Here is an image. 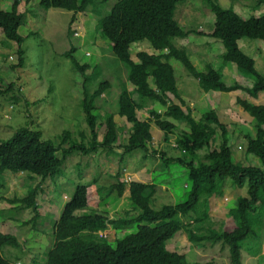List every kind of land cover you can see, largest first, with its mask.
<instances>
[{"label":"trees","instance_id":"obj_1","mask_svg":"<svg viewBox=\"0 0 264 264\" xmlns=\"http://www.w3.org/2000/svg\"><path fill=\"white\" fill-rule=\"evenodd\" d=\"M9 1L10 6L2 7L0 0V28L4 36L1 44L10 49L12 43L17 45L18 61L15 67L22 68L26 63L23 48L25 37L19 33V28L25 14L20 11L21 0ZM110 1L40 0L45 9L73 12L70 25L79 12L91 11L97 15L100 36L110 42L113 54L125 64L127 80L122 81L117 109L114 112L105 111L104 115H101L97 106L98 99L106 91L109 94L108 89L112 84L103 81L94 89L84 84L81 103L91 134L88 141L76 142L66 149L43 139L40 130L27 125L20 126L10 138L0 139V189L5 187L6 171L26 173L31 180H35V176L42 178L35 186L28 183L24 196L5 198L19 205L10 211L32 209L34 216L24 225L34 222L33 227L36 228L41 218L37 196L43 190L42 184L58 175L69 153L76 151L88 155L102 149L119 155L122 163L134 151L151 153L152 123L164 132V140L169 143L171 135L180 129L174 122L177 121L186 124L188 129L179 131L176 138V149L182 155L168 157L162 153L161 161L166 167L177 162L188 168L192 186L187 200L155 209L152 202L157 192L156 184L138 180L127 182L119 168L112 176L116 179L112 185H97L100 201L105 200L103 195L116 194L121 198L128 192L135 209L140 210V213L133 217L118 218H111L106 211L79 215L78 210L89 205V185L79 184L52 226L53 244L46 253V264H216L214 258L189 261L186 254L169 250L167 241L178 231H184L188 240L199 247L207 243L212 246L221 244L222 250H229L230 264H243L244 242L256 236L257 226L264 229V104L237 98V103L255 121V135H245L246 151L257 156L262 166L235 162L229 145L228 125L220 120L216 112L212 110L200 119H195L190 109H183L184 100L177 87L172 63L174 60L179 61L190 76L199 80L200 87L206 92L240 89L251 97H257L259 92L264 91V75L257 70L255 59L240 48L238 41L248 38L264 42V15L243 18L233 8L223 7L218 0H207L210 11L215 15L211 36L222 42L224 52L220 68L207 64L206 69L200 71L191 60L188 47L178 46L177 42L191 36L196 38L205 35L197 29L186 28L176 18L178 4L186 0H115L104 15V4ZM257 1L259 4L264 3V0ZM72 31L69 32L70 36L74 35ZM144 41L149 43L153 52L139 51L137 60L133 59L131 45ZM76 49L73 44L64 55L71 59L78 71L85 73L88 66L82 65L75 57ZM228 62H234L243 75L252 78L253 86L246 88L238 83L228 86L223 79V68ZM130 84L132 89L129 88ZM13 90L12 82L5 88L0 87V95ZM104 102L107 100L104 99ZM140 110H145L149 116L140 117ZM117 114L132 124L129 138L123 142L119 132L121 127L115 121ZM101 118L103 122L97 124ZM101 126L105 131L102 139H99ZM218 131L221 135L218 148L208 150L203 158L199 157L198 152L210 147ZM68 134L64 132L63 141H67ZM59 151H62V157L58 156ZM228 181L240 188L247 186V195L238 196L236 206L229 211V216L235 221L234 229L217 230L212 228L210 222L212 199L223 195ZM104 190H107L106 194ZM129 227H136V230L117 238L115 246L108 239V233L103 234L111 228L118 232ZM5 246L18 248L22 242L14 233L0 231V264H17L20 259L11 260L3 254Z\"/></svg>","mask_w":264,"mask_h":264},{"label":"rangeland","instance_id":"obj_2","mask_svg":"<svg viewBox=\"0 0 264 264\" xmlns=\"http://www.w3.org/2000/svg\"><path fill=\"white\" fill-rule=\"evenodd\" d=\"M21 1L20 11L25 16L19 33L25 37L23 48L26 52V63L24 67H15L18 61L17 45L12 43L11 49L3 47L1 41L4 36L0 29V87L5 88L10 83H14L13 91L0 95V139L10 138L20 126L27 125L32 129L40 130L43 139L51 140L56 145L60 144L68 149L76 142L88 141L91 138L81 103L84 84L94 89L98 87L99 83L109 81L112 84L108 89L109 94L106 91L98 99L97 106L101 115H104L105 111L114 112L117 109V98L121 91L122 81L127 80L126 66L113 54L110 42L100 36L97 27L99 17L91 11L77 13L74 22L70 25L73 12L53 8L45 9L40 4V0H30L29 3L26 0ZM218 1L225 8H233L243 18L264 15V3L259 4L257 0ZM114 2L115 0H111L106 5L104 4V15L109 12ZM7 6H10V1L2 0V7ZM176 16L186 28L201 30L205 34L196 38L191 36L178 40V46L188 47L189 53L195 55L191 58L196 63L199 64L202 61L204 64L205 61L203 70L209 61L215 68H220L224 50L217 56L216 49L218 50L219 47L216 45V40L210 37L213 32L215 15L210 11L207 0L180 2L176 9ZM69 25L70 30L74 31L72 36L69 35L70 30L68 32ZM261 43L264 44L260 39L243 38L240 48L247 55L256 58V68L264 75V49L263 46L260 47ZM73 44L77 47L74 53L75 57L82 65L88 66L85 73L78 71L71 59L64 55ZM211 49L213 58L206 61V56ZM139 51L153 52L146 41L131 45L133 59L137 60L136 54ZM172 64L177 75L180 70L185 69L177 60H174ZM232 66L236 68L238 81L247 85L254 84L252 78L245 75H243L244 77L239 76L240 73L237 71L235 63ZM129 88H133L131 84ZM248 96L250 95L248 94ZM226 97L230 96L224 94V98ZM104 99L107 102H104ZM158 108L163 110L162 107ZM202 111L204 109L201 108L195 115L197 119ZM245 112L238 104V107L230 112L233 113V116L228 117L227 113L223 115L221 111L223 119L221 121L229 125V133L233 134L230 139L234 148V161L245 165L262 166L259 158L247 153L244 147L245 134L255 135L254 126L250 124V116ZM138 114L144 118L149 116L145 110L138 111ZM226 117L230 119H226ZM115 121L121 127L119 130L121 142L126 141L129 138L132 124L118 114L115 116ZM102 122L101 118L97 124ZM174 122L180 129L171 135L169 143L164 140V132L152 123L151 153L134 151L128 154L122 163L119 155L102 149L88 155L76 151L69 153L58 175L48 178L42 184L43 190L37 196L41 218L37 221L36 228L33 227L34 222L24 225L34 216L32 209L11 212L12 208L19 205L9 202L5 198L13 199L24 196L27 192V184L35 186L42 178L35 176L36 179L31 180L26 173L13 174L6 171L8 172L5 175L6 187L0 189V231L19 235L22 246L18 248L5 246L2 249L3 254L11 260L18 258L23 263L30 264L34 260L35 264H46V253L53 244L52 226L59 211L63 210L65 202L72 196L75 187L79 184L89 185V205L85 209L78 210L77 214L79 215H93L99 211V213L106 211L111 218H118L133 217L140 213V210L135 209L128 192L121 198L116 194L103 195L105 200L100 201L97 193L98 186L109 187L112 185L116 181L112 176L117 173L119 168L122 169L123 178L127 182L142 180L145 183L153 181L156 184L157 192L152 202V207L155 209H160L165 204L185 202L192 186L188 168L177 162L166 167L161 161L162 153L168 157L182 155L176 149V138L179 136V131L188 129L186 124ZM104 131L105 128L101 126L99 139H102ZM64 132L69 133L67 141H63ZM83 134L85 138H83ZM219 141H221L220 131H218L216 139L211 140L209 148L198 152L199 157L203 158L208 150L218 148ZM58 156L62 157V151H59ZM247 189V186L240 188L231 181L226 183L223 195L212 199L213 203L210 209L212 228L225 231L234 229L235 221L229 216V211L236 206L238 196L247 195ZM106 192L107 190L103 191L105 194ZM135 230L136 227H129L118 232L110 231L108 239L115 246L117 238ZM103 234L107 233L103 232ZM26 240L27 242H25ZM167 247L171 251L185 253L189 261H204L214 258L216 264H230L228 249L222 250L221 244L212 246L210 243L199 247L188 240L184 231H178L169 239ZM259 249L261 251L257 254ZM30 252L32 254H29ZM242 254L243 264H258L254 255H264L263 227L257 226L256 236L244 242Z\"/></svg>","mask_w":264,"mask_h":264},{"label":"crops","instance_id":"obj_3","mask_svg":"<svg viewBox=\"0 0 264 264\" xmlns=\"http://www.w3.org/2000/svg\"><path fill=\"white\" fill-rule=\"evenodd\" d=\"M199 31H201V30H199ZM210 37H212L211 34H210ZM212 38H214V37H212ZM214 39L217 42L216 45H218V47H219L218 50L216 49L217 56H219L220 53L224 50V46H222L223 44L221 45L222 42L219 39H216V38H214ZM238 43H239V46L241 47V39L238 41ZM208 45L211 46V44H208ZM261 46H263V49H264V44L263 43L260 44V47ZM219 50H220V52H219ZM212 51L213 50L211 49L208 52V54L206 56V58H207L206 61L213 58ZM190 56H195V55L191 54ZM191 60L194 63V65L197 67L198 70L204 71L203 69L205 67V65H204L205 61H204V64H203L202 61H200V63L198 64V63L195 62V60L193 58H191ZM255 61H256V58H255ZM208 64L212 65V62L209 61ZM233 64H234V62H228L224 66V68H223V79H224V82L228 86H231V85H234V84L238 83V84H240V85H242L243 87H246V88L252 87L253 84L247 85V84L242 83L241 81H238L236 79L238 74H236V70H235L236 68H235V66H232ZM206 66H207V64H206ZM236 67H237V65H236ZM237 71H239L238 67H237ZM175 73H176V70H175ZM239 73H240L239 76H241V75L243 76V74L240 71H239ZM176 79H177L176 80L177 81V87H178V89L180 91L181 98L184 100L183 109L185 111L187 109H190L191 112H192V115H193V117L195 119H197V117L195 115L197 114V112L201 108L204 109V111L201 112L200 117H198L199 119L201 118V116L203 114H205L207 112H210L212 110L216 112V114L218 115V117L222 121H223V119L221 118V114L222 113H223V115H225V113H227L228 117L233 116V113H230V112H233V109L238 107V104H237V98L238 97H243V98L245 97L247 100L249 99V101H251V102H253L255 104H264V91L259 92L258 96L255 97V98L254 97L252 98V97L248 96V93L246 91H243V90H240V89L234 90V91H230V92H223V91H216V90H212V91L206 92V91L202 90V88L200 87L199 80L196 79L195 77L190 76L186 72V69L180 70L179 75L176 74ZM253 83H254V81H253ZM223 93L226 94L227 96H230V97L229 98L228 97L224 98V94ZM170 97H173L172 94H170ZM204 103H205V105H204ZM221 111H222V113H221ZM245 113H246V115L250 116L247 112H245ZM228 117H226V119H230ZM231 121H233V119H231ZM224 122L229 124L227 121H224ZM250 124H252L254 126V129H255V121H254L252 116H250ZM246 134H249V133H246ZM230 136H233V134L231 132L229 133V145L231 146V148H232V150L234 152V148H233V145L231 143ZM219 142H221V141H219ZM219 142H218V144H219ZM244 147L246 149V142H245V146ZM6 173H8V172H5V175H6ZM149 183H154V182L152 181V182H149ZM5 187H4V189H5ZM61 213H62V211L60 210L59 213H58L57 219H59ZM110 231L111 232L114 231L113 228H111V229H109V230H107L105 232L109 233ZM8 232H10V231H8ZM17 237L19 239L21 238V237H19V235H17ZM25 242H27V240ZM29 254H32V253L30 252ZM254 258L257 260L258 264L264 263V255L263 254H260V256L254 255ZM262 258H263V260H261ZM17 264H29V263H23V261L17 260ZM30 264H35V261L32 260Z\"/></svg>","mask_w":264,"mask_h":264},{"label":"built area","instance_id":"obj_4","mask_svg":"<svg viewBox=\"0 0 264 264\" xmlns=\"http://www.w3.org/2000/svg\"><path fill=\"white\" fill-rule=\"evenodd\" d=\"M76 35L78 34V33H75Z\"/></svg>","mask_w":264,"mask_h":264}]
</instances>
